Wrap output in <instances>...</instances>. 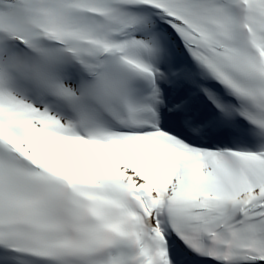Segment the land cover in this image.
Masks as SVG:
<instances>
[{
	"label": "snow or ice",
	"instance_id": "6c2138e0",
	"mask_svg": "<svg viewBox=\"0 0 264 264\" xmlns=\"http://www.w3.org/2000/svg\"><path fill=\"white\" fill-rule=\"evenodd\" d=\"M0 264H264V0H0Z\"/></svg>",
	"mask_w": 264,
	"mask_h": 264
}]
</instances>
